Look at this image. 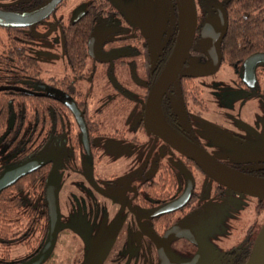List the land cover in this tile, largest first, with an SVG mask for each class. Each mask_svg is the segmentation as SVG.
I'll list each match as a JSON object with an SVG mask.
<instances>
[{
  "label": "flooded vegetation",
  "instance_id": "af4514ba",
  "mask_svg": "<svg viewBox=\"0 0 264 264\" xmlns=\"http://www.w3.org/2000/svg\"><path fill=\"white\" fill-rule=\"evenodd\" d=\"M25 1L34 5L39 0ZM41 1L45 2L43 9L51 0ZM67 3L61 0L36 23L40 25L58 12L53 20L58 38L51 45L61 51L52 61H39L43 57L33 42L35 24L13 27L22 29L26 40L9 39L5 28L12 26L0 21V90L9 89L12 97L21 94L41 99L46 110L42 117L31 112L25 119L14 115L9 120L10 127L15 124L18 131L26 120V142L31 143L20 163L25 148L19 134L14 133L12 149L6 152V128L0 131V151L7 155V166L0 174L25 162L38 164L28 174L42 191L32 193L31 201L41 206L46 234V185L49 179L57 180L59 222L66 227L57 233L47 260L55 256L57 264H62L70 257L69 264H87L101 248L105 251L101 264H189L199 251L206 254L202 264H232L234 253L247 245L250 252L264 223V200L217 184L175 147L178 143L194 147L233 172L264 181V119L247 135L236 132L235 120H208L209 143L198 139L194 127L207 120H196L201 111L193 112L189 91H182L179 83L189 86V70L194 69L189 55L205 54L190 53L199 37L193 38L180 71L153 116L147 101L177 39L174 0H165L164 18V14L157 18L154 11L144 12V6L132 0H77L66 7ZM8 7L0 11L19 16L38 11L12 13ZM207 17L212 15L203 18L194 35H200ZM89 19L84 52L66 53L64 43L73 39L66 38L69 30L81 32ZM44 51L46 47L42 50L45 56ZM238 72L237 79L242 82L238 85L253 90L257 79L264 78V65L255 66L251 82L243 81V64ZM37 120H43L41 125ZM245 153L252 154L255 161L243 160ZM237 219H243L241 224ZM179 226L187 234L193 229L202 247L173 236L166 240L173 260L164 259L162 238ZM217 227L224 238H218L216 244L228 245L222 261L213 260L218 246L210 245L208 238ZM76 232L91 237L89 256L74 243Z\"/></svg>",
  "mask_w": 264,
  "mask_h": 264
},
{
  "label": "trees",
  "instance_id": "16d2710c",
  "mask_svg": "<svg viewBox=\"0 0 264 264\" xmlns=\"http://www.w3.org/2000/svg\"><path fill=\"white\" fill-rule=\"evenodd\" d=\"M39 1L33 5L25 0H20L17 4L9 6L7 10L12 13L33 12V10H39L44 6L45 2ZM192 3L196 15V30L208 14L216 17L219 10L225 16V31L220 41L221 65L227 64L237 72L242 69V64L249 56L264 54V0H192ZM90 21L89 19L83 23L81 32L75 29L76 33L72 34L74 29L69 30V36L66 38L73 36V39H67L68 42L64 43L63 47L66 53L84 52ZM5 29L9 32L7 35L9 39L12 37L27 39L22 29L13 27ZM195 37L200 39V35H194ZM198 51L204 52L199 42L198 45L192 46L190 53L196 54ZM237 83L242 84L239 81ZM179 84L182 91L187 90V93L189 91V105H191L193 112L194 110L203 111L201 91L194 84L192 76H189V86L183 81ZM41 102V99L27 95L19 94L12 97L9 89L0 90V131L6 128L4 134L5 151L8 152L12 149L10 140L14 133L19 134L20 144L25 148V152L19 158V163L23 160L22 157L29 150L31 143L30 141L26 142L29 138V133L24 128L27 126L26 120H22L20 131L17 130L18 126L15 124L10 127L9 120L14 115L25 119L31 112L42 117L46 110L42 109ZM8 103H10L9 106ZM42 121L37 120V123L41 125ZM34 137L32 136V141ZM34 145L33 143V147ZM35 148L37 147L35 146ZM33 177L32 174H28L0 191V264H20L28 261L39 252L43 245L46 221L43 219L41 206L34 205L31 201L32 193L38 195L42 189ZM14 248L22 249L21 258L15 261L11 259ZM248 254L249 245L233 254L232 264H244ZM225 255L226 253H223L218 260H224L223 256Z\"/></svg>",
  "mask_w": 264,
  "mask_h": 264
},
{
  "label": "water",
  "instance_id": "95a60500",
  "mask_svg": "<svg viewBox=\"0 0 264 264\" xmlns=\"http://www.w3.org/2000/svg\"><path fill=\"white\" fill-rule=\"evenodd\" d=\"M60 1L61 0H51L43 9L31 13L28 16H19L0 11V21L2 25L6 26L16 28L29 27L47 17ZM174 4L177 15V39L172 56L161 76L153 86L147 101V106L153 108V116L156 113L161 97L167 91L180 71L187 57L188 51L190 50L195 34L196 15L192 0H174ZM224 31L225 16L221 11L218 10L216 17H207L204 20L200 31L199 45L207 54L209 62L201 68L190 69L189 75L192 77H203L211 75L217 71L221 63L220 41ZM257 64L264 65V54H253L244 61V82L252 81L253 71ZM175 148L181 155L185 156L199 166L217 184L237 193L264 200L263 180L252 179L242 174L233 172L227 167L220 165L212 157L194 147L178 143ZM36 167H38V164L35 163V161H30L14 168L5 169L0 174V191L36 169ZM50 178L53 177L50 176ZM56 191L57 180L49 179L46 185V200L49 220L44 244L33 258L20 264H43L53 249L57 233L66 227V225H62L59 222ZM173 236L183 238L198 248L202 247V243L193 229H190L189 234H187L181 231L180 226L173 227L162 238L164 241V249L161 250L164 259L171 258L173 260L166 245V240ZM104 255L105 251L99 248L95 251L94 255L87 264H101ZM205 257V252L199 251L194 260L189 262V264H202ZM244 264H264V223L260 227L252 243L247 260Z\"/></svg>",
  "mask_w": 264,
  "mask_h": 264
},
{
  "label": "rangeland",
  "instance_id": "374dc122",
  "mask_svg": "<svg viewBox=\"0 0 264 264\" xmlns=\"http://www.w3.org/2000/svg\"><path fill=\"white\" fill-rule=\"evenodd\" d=\"M17 1L18 0H0V9L13 5ZM76 1L77 0H68L66 7H69L70 5L72 6ZM119 1L123 2L130 0ZM132 2H136L137 4L144 6V12L154 11L157 18L163 16V14L164 18L167 14L165 0H132ZM132 10L136 11L137 9L133 7ZM57 13L52 14L49 18L44 20L42 24H35L33 42L36 44V51L40 52L41 56L43 57L39 58V61L41 60L44 62V59L47 58L52 61L56 59L57 53L60 54V47H53L51 45L52 41L58 38V31L53 23ZM44 47H46V51H44L45 56L42 53ZM205 54L204 56L201 54H198L197 56L189 55L190 67L201 68L204 66L208 60V57ZM52 57H54V59H52ZM58 68H61V66H58L57 69ZM237 77H239V72L236 73L227 64H222L214 74L199 77L193 80L194 84L201 90L200 97L202 99V105L204 108V110L201 111V116L196 120H207V122L196 124V127H194V133L204 144L209 143L207 140V135L209 134L208 124L211 123H209L208 120H235L236 132H240L242 135H247L255 130L258 120L264 119V78L263 80L261 78L257 79V86L255 89L245 90L236 82ZM6 156L7 155H5L3 151H0V170L7 166ZM241 157H243V160L248 161H255L256 159H254L253 155L250 153H245ZM260 158L263 157L260 156L259 159ZM242 220L243 219L240 221L238 220L240 224ZM260 220L262 219H259V224ZM238 221H236V223H238ZM214 233L215 234L208 236L210 245H215L218 238L220 239L219 241L223 240L224 238L219 231V227L215 229ZM225 239L227 240L229 238ZM74 243L77 244V248L81 245V249L83 248V250L86 252V255L88 256L93 251V245L90 236L84 237L76 232ZM217 246L218 247L216 248L218 252L216 254L215 260L222 257V254L228 245H225L223 242H221ZM235 246L239 247L240 244L236 242ZM21 256V248H14L12 250V260H18L21 258ZM69 260L70 257L66 258L64 263L69 264ZM43 264H57L56 257L54 256L53 258L46 260Z\"/></svg>",
  "mask_w": 264,
  "mask_h": 264
}]
</instances>
